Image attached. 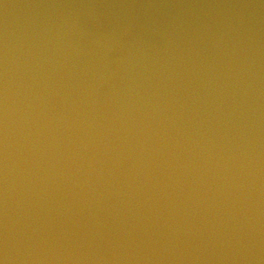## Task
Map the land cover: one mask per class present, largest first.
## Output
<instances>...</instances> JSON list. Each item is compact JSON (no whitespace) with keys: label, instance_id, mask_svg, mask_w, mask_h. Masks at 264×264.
<instances>
[{"label":"water","instance_id":"obj_1","mask_svg":"<svg viewBox=\"0 0 264 264\" xmlns=\"http://www.w3.org/2000/svg\"><path fill=\"white\" fill-rule=\"evenodd\" d=\"M0 264H264V0H0Z\"/></svg>","mask_w":264,"mask_h":264}]
</instances>
